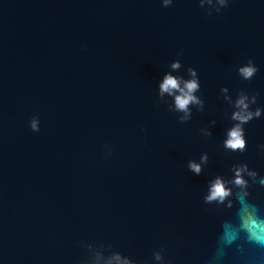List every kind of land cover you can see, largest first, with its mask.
I'll return each mask as SVG.
<instances>
[{"label": "water", "instance_id": "95a60500", "mask_svg": "<svg viewBox=\"0 0 264 264\" xmlns=\"http://www.w3.org/2000/svg\"><path fill=\"white\" fill-rule=\"evenodd\" d=\"M190 69L186 113L160 84ZM246 207L264 220V0H0V264H264Z\"/></svg>", "mask_w": 264, "mask_h": 264}, {"label": "clouds", "instance_id": "9594fccd", "mask_svg": "<svg viewBox=\"0 0 264 264\" xmlns=\"http://www.w3.org/2000/svg\"><path fill=\"white\" fill-rule=\"evenodd\" d=\"M165 5L169 3V0H164ZM223 3V0H221ZM171 67L173 69L179 68V62H174ZM256 71V68L249 64V66L243 67L241 69V73L245 78H250ZM190 72L193 76L192 80H184L181 77H175L171 73H167L164 76L163 81L160 84V93L163 95L164 93H168L175 97V106L179 111L188 112V106L190 103H199L200 101L194 95V93L199 88L198 80L196 79L195 70L190 69ZM177 92L179 93L177 95ZM246 97H241L237 101V106L240 108V111L234 113L233 118L236 120L243 122H247L249 119L253 117V115L259 116L260 111L257 110L256 113H252L247 111V103ZM186 118V117H185ZM33 130H38V122H32ZM228 139L225 141V146L232 148L233 150L239 148L243 149L245 147V140L243 138V129L240 124H237L233 129H231L228 133ZM206 159V157H205ZM190 168L199 174L200 165L196 163H191ZM237 185H244L246 182L240 177L239 172L237 174V179L235 180ZM231 193V190L226 188L225 182L217 178L210 188V193L206 197L207 201L219 200L223 202L226 197H228ZM242 224L241 227L246 230L250 234V238L264 243V220H261L257 214L256 209L254 207H246L243 211L242 215ZM231 238V234H230ZM159 258V257H158ZM119 259V257H117Z\"/></svg>", "mask_w": 264, "mask_h": 264}]
</instances>
